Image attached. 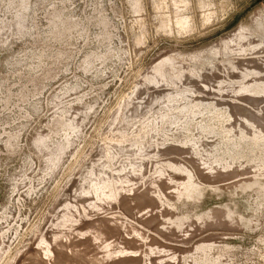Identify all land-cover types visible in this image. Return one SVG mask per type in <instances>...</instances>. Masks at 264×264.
Instances as JSON below:
<instances>
[{
	"label": "rangeland",
	"instance_id": "374dc122",
	"mask_svg": "<svg viewBox=\"0 0 264 264\" xmlns=\"http://www.w3.org/2000/svg\"><path fill=\"white\" fill-rule=\"evenodd\" d=\"M0 264H264V0H0Z\"/></svg>",
	"mask_w": 264,
	"mask_h": 264
}]
</instances>
